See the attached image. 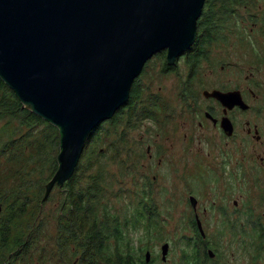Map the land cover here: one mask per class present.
I'll return each instance as SVG.
<instances>
[{
	"label": "rangeland",
	"instance_id": "rangeland-1",
	"mask_svg": "<svg viewBox=\"0 0 264 264\" xmlns=\"http://www.w3.org/2000/svg\"><path fill=\"white\" fill-rule=\"evenodd\" d=\"M219 9L220 4H217L215 10ZM229 9L233 10L229 21L234 32L245 31L251 37H258L259 50L264 49V0H257L256 5L248 8L240 2L230 3ZM238 40L228 50L226 59L218 60V70L212 73L210 81L223 75L237 78L238 69L220 73L223 62L231 65L255 63L253 58L250 59V51H246L249 49L240 46ZM215 42L209 50H218L219 41ZM259 58L260 63H264V54ZM162 61L154 58L148 63L137 83L138 102L129 105V109L125 108L115 125L105 122L97 130L95 139L88 141L73 183L56 187L47 200H44L46 185L58 168L52 169L58 154L52 155L50 146L43 155L44 160L32 164L28 162L31 161V148L27 147L32 141L30 131L38 136L45 127L24 125L15 117L0 120V264H6L10 257L14 258L10 264H84L80 239L93 222L101 225L103 236L109 239L105 253L95 257L94 264H107L106 260L116 259L118 252L126 254L129 251L142 259L151 252L154 264H195L198 259L203 264H264V238L258 237L247 249H240L238 243L231 245L229 250L223 247V229L215 226L220 219L217 207L221 193L208 196L207 192L199 206L207 242H212L209 249L215 256L209 258L208 254L198 252L202 247L200 234L192 225L195 214L186 201L189 181L184 176L187 168H179L181 178L174 173L172 180L155 178L160 155L155 151L148 153L147 147L149 144L155 146L161 132V117L170 108L184 106L182 96L187 90L189 73L186 61L169 73L162 70ZM154 105L157 106L155 111L148 112L147 108ZM9 140L19 141V145ZM7 142L10 146L3 150ZM19 157L23 160L19 161ZM24 184L27 188L23 193L20 189ZM71 188L76 193L89 195L90 202L82 223L84 234L68 238L65 228L74 216L70 213L73 204ZM250 189L253 195L250 201L246 196L242 198V218L245 222L246 214L253 213L264 227V200L258 188L253 186ZM147 202L156 205L155 214L140 213V206ZM252 231L256 233L254 229L246 228L244 239L249 238ZM260 232L264 236V231ZM28 237L32 243L21 249L24 244L21 240ZM165 243L169 244V253L167 261L163 262L162 246ZM258 246L259 259H251Z\"/></svg>",
	"mask_w": 264,
	"mask_h": 264
},
{
	"label": "water",
	"instance_id": "water-1",
	"mask_svg": "<svg viewBox=\"0 0 264 264\" xmlns=\"http://www.w3.org/2000/svg\"><path fill=\"white\" fill-rule=\"evenodd\" d=\"M205 2L0 0V79L60 132L44 200L75 174L92 132L127 104L144 65L163 50L174 64L193 46ZM168 253L165 243L163 262Z\"/></svg>",
	"mask_w": 264,
	"mask_h": 264
},
{
	"label": "flooded vegetation",
	"instance_id": "flooded-vegetation-1",
	"mask_svg": "<svg viewBox=\"0 0 264 264\" xmlns=\"http://www.w3.org/2000/svg\"><path fill=\"white\" fill-rule=\"evenodd\" d=\"M234 2L243 3L248 8L256 5L257 0H237L232 3ZM213 3L215 7L219 4ZM229 6H220L219 10L213 8V12L217 14L209 18L212 32L208 33L206 40L200 38L206 34H198L190 50L179 56L174 64H170L171 67L164 66L163 59L162 70L168 73L175 71L182 61H186L187 71L189 70L187 90L182 96L184 106L170 108L161 117V132L155 146L149 144L147 147L148 153L155 151L160 155L158 176L155 178L172 180L173 173L180 177L181 166L187 168L184 176L189 181L186 201L193 209L195 221H192V225L199 232L209 258H213L215 253L209 249L212 242H207L205 228L199 217V206L207 192L208 196L222 194L217 207L220 219L215 226L223 229L221 240L225 249L229 250L235 243L240 245V249H247L258 237L264 238L260 232L264 231V227L253 217V213L246 214L245 222L242 218V198L246 196V200L250 201L253 196L250 187L258 188L264 200V63H260L259 58L264 54V49L259 50L258 37H251L245 31L234 32L229 21L233 10L230 11ZM210 11L205 3L203 12ZM237 40L240 46L249 49L246 51H250V59L253 58L255 63L231 65L223 62L220 73L238 69L237 78L223 75L220 79L210 81L212 73L218 70V60L226 59L228 50ZM215 41H219L218 50H209L216 44ZM201 44L203 50L199 51ZM135 84L131 94L134 93ZM213 93L219 95H210ZM154 108L157 106L148 107L147 110L150 112ZM163 153L168 155L164 156ZM140 208V213L144 215L157 212L156 205L151 202L142 204ZM205 214H208L207 211ZM246 228L254 229L256 233L252 231L251 236L244 239ZM259 257L258 246L251 259ZM199 262L202 261L198 259L195 264H201Z\"/></svg>",
	"mask_w": 264,
	"mask_h": 264
},
{
	"label": "trees",
	"instance_id": "trees-1",
	"mask_svg": "<svg viewBox=\"0 0 264 264\" xmlns=\"http://www.w3.org/2000/svg\"><path fill=\"white\" fill-rule=\"evenodd\" d=\"M233 1H237V0H206V3L208 5V7H210L211 11L207 12V13H205V12L202 13V15L199 19L200 21H198V25H197V29H198L197 36H198V34H206L205 36H200V38H202L203 40H206L205 38L207 37L208 33L210 34V32H212L211 28L209 26V23L211 22V20H209V18L211 16H214L217 14V13L213 12V8L215 7L213 2H218L220 4V6L225 7V5L229 6V3H232ZM202 44L199 46V49H198L199 51L203 50ZM166 57H167L166 51L163 50V51L157 53L152 59H154V58L164 59V66L171 67V65L168 63V61H165ZM146 69H147V67L144 68L142 74L146 71ZM140 78L141 77H139L135 81L136 84H135L134 93L132 92V94H131V98H132L131 102L129 101L128 102L129 104L127 103L128 105L127 104L124 105L112 117V119L107 121V123L110 122L113 125H115L116 120L121 116V113H123L124 109L125 108L129 109V105L138 102L139 90L137 88V83L140 81ZM4 117H15L17 119H20L24 125L25 124L30 125V126L35 125L36 127L41 125V126L45 127V131L43 133L39 134L38 136H36L34 133H32V131H30V133H29V139L32 140V141H29L31 144L27 146V147L31 148L30 152L32 154L31 161H28L29 163L36 164V163L40 162L41 160H44L43 155L45 153L47 154V149L50 146L52 147V149H51L52 155L59 153V151H60V146H59L60 132H59V129L54 127L51 123L43 120V118H41L40 116L32 113L30 110L24 108V105L18 99V97L16 96L14 91L11 90L0 79V120L5 119ZM104 123H102L100 126H98V128H96L93 131V133L90 135V137L87 140L83 154L87 150L88 141L90 139H95V136L97 135V130H99ZM9 141L11 143H13L14 145H19V141H18V143L15 142L14 140H9ZM9 146H10V143L7 142V144L4 145L3 150H7ZM58 149H59V151H58ZM83 154H82L81 159L83 158ZM57 156L53 160V162H54V164L52 166L53 170H55V168H57V166H58ZM22 160H23V158L19 157V161H22ZM79 169H80V167L78 165V167L76 168L75 174L72 176V178L67 183H69V182L73 183L74 179L77 177L76 173L78 172ZM26 188H27L26 184H24V185H22V188L20 189V191L24 193ZM71 195L73 196L71 198L73 204H72V211L70 213L73 214L74 216L71 217L70 223H68V225L65 228V232L67 233L68 238H73L76 235H81V233L84 234L83 229L85 227H82V223H84L83 219L85 218V215L88 214L87 205H88V202H90L89 201L90 197H87L89 195H83L82 193H76L73 188H71ZM102 226L104 227V225H102ZM60 229L62 231V228H60ZM31 240L32 239H30V237H28L27 240H25V238H23L21 240V242H24V244L21 245V247L22 246L25 247L26 245H30L32 243ZM80 240H81L80 244H82L83 252L85 254L84 259H82L84 261V264H94V262H96L95 257L102 256L105 253V249L107 248V244H108L107 242L109 239H107L103 236V228H101V225L98 222H93V224H91L89 226V228L87 229L85 236H81ZM35 241L36 240L34 239V242ZM6 245L7 244L5 243V246ZM24 247H22L21 249H23ZM200 249L201 250H199L198 252L202 251L206 254V247H203V242H202V247ZM27 251L28 250H26L24 253H27ZM22 253L23 252H21L19 254L21 255ZM17 257H19V255ZM11 259H14V258H11V257H10V259L7 258L6 264H10ZM1 260H2V262L5 261L4 259H1ZM106 263L107 264H154L153 258L151 259L150 263H147L145 256H144V259H142L141 257H135V255L131 251H129V253H126V254L125 253L120 254L118 252L116 254V259H114V260L107 259ZM199 263L203 264V262H199ZM191 264H193V263H191Z\"/></svg>",
	"mask_w": 264,
	"mask_h": 264
},
{
	"label": "bare ground",
	"instance_id": "bare-ground-1",
	"mask_svg": "<svg viewBox=\"0 0 264 264\" xmlns=\"http://www.w3.org/2000/svg\"><path fill=\"white\" fill-rule=\"evenodd\" d=\"M205 3H206V2H205ZM189 50H190V49H189ZM164 51H167V50H164ZM155 55H156V54H155ZM155 55H154V56H155ZM150 60H151V59H150ZM150 60L144 65V68L147 66V64L150 62ZM143 70H144V69H143ZM142 72H143V71H142ZM141 75H142V73H140V75L135 79V81H136ZM134 83H135V82H134ZM129 99H130V98H129ZM128 102H129V101H128ZM128 102H127V103H128ZM122 107H123V106H122ZM122 107H121V108H122ZM121 108H120V109H121ZM120 109H119V110H120ZM119 110H118V111H119ZM107 121H109V120H107ZM107 121H105V122H107ZM103 123H104V122H103ZM101 124H102V123H101ZM101 124H100V125H101ZM100 125H99V126H100ZM97 128H98V127H97ZM92 133H93V132H92Z\"/></svg>",
	"mask_w": 264,
	"mask_h": 264
}]
</instances>
